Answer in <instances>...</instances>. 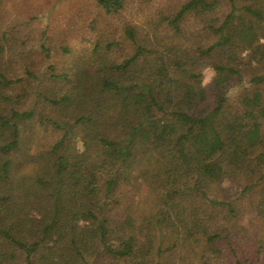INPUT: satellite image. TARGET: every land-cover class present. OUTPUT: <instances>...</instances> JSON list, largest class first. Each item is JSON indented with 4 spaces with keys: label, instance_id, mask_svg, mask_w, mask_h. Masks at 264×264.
Returning a JSON list of instances; mask_svg holds the SVG:
<instances>
[{
    "label": "trees",
    "instance_id": "1",
    "mask_svg": "<svg viewBox=\"0 0 264 264\" xmlns=\"http://www.w3.org/2000/svg\"><path fill=\"white\" fill-rule=\"evenodd\" d=\"M95 1L107 14L122 8V0ZM218 3L183 4L168 19L174 35L186 13L214 12ZM228 5L208 25L216 39L196 52L213 72L207 85L189 51L168 41L148 49L129 27L128 57L109 54L115 42L96 41L70 73L56 75L60 92L45 100L62 110L66 119L52 120L62 133L36 174L0 198V264H165L180 237L193 252L227 238L219 215L234 219L241 203L210 197V187L242 180L243 195L264 179V0ZM32 114L0 115L10 135L2 151L19 146L18 121ZM10 164H1L0 182ZM141 185L152 195L141 215L150 216L117 228L113 211ZM254 202L247 210L264 213Z\"/></svg>",
    "mask_w": 264,
    "mask_h": 264
},
{
    "label": "rangeland",
    "instance_id": "2",
    "mask_svg": "<svg viewBox=\"0 0 264 264\" xmlns=\"http://www.w3.org/2000/svg\"><path fill=\"white\" fill-rule=\"evenodd\" d=\"M188 1L122 0L121 9L107 14L95 0H0V115L9 116L13 110L33 113L30 118L18 121L20 144L8 152L2 151L1 146L10 139L9 129L0 122V167L6 160L11 163L0 182V198L8 194L6 189L11 187L10 183L25 182L46 160L48 151L62 133L53 127L52 120L64 121L65 117L45 97L53 98L60 92L64 79H56V75L70 73L82 57L90 54L96 41L102 46L115 42L109 54L121 60L133 52L124 34L125 27L133 28L136 39L148 49L168 41L189 51L195 70L203 71V83H210L213 72L205 68V58L198 61L196 52L216 39L208 25L220 23L228 10V0H218L214 12L186 13L179 22L180 34L174 35L168 19ZM168 43L167 48L171 46ZM244 184L242 180L225 181L221 188L212 185L208 191L210 197L225 196L241 203L242 212L234 219L219 215L222 220L217 225L224 229L221 234L227 238L193 252L190 247L179 246L183 241L180 237L178 245L163 254V262L235 264L232 250L241 264H264V213L253 208L247 210L255 201L254 205L259 202L264 211V179L253 190L240 195ZM122 198V204L111 215L117 228L127 217L135 219L133 224H141L150 216L141 215L152 198L145 185ZM126 205H132L136 214L127 215ZM27 211L30 215L37 214L32 208ZM221 221L223 224H219ZM173 222L168 229L176 231L178 223ZM98 262L110 263L107 257Z\"/></svg>",
    "mask_w": 264,
    "mask_h": 264
}]
</instances>
